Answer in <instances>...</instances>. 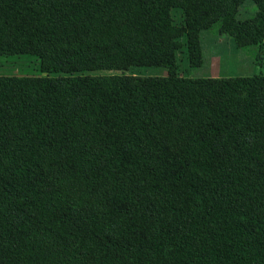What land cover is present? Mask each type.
<instances>
[{"label": "trees", "instance_id": "16d2710c", "mask_svg": "<svg viewBox=\"0 0 264 264\" xmlns=\"http://www.w3.org/2000/svg\"><path fill=\"white\" fill-rule=\"evenodd\" d=\"M214 1L194 25L264 55V0L250 30ZM191 2L0 0V60L41 74L0 75V264H264V75L127 74Z\"/></svg>", "mask_w": 264, "mask_h": 264}, {"label": "rangeland", "instance_id": "374dc122", "mask_svg": "<svg viewBox=\"0 0 264 264\" xmlns=\"http://www.w3.org/2000/svg\"><path fill=\"white\" fill-rule=\"evenodd\" d=\"M263 0H242L238 5L235 23L246 30L253 28L252 19ZM230 8L214 0H192L188 6L170 9V18L178 34L180 49L169 62L156 67L133 68L127 74L139 77L175 76L188 79L234 78L264 75V55L255 47H238L234 39L223 35L217 27L198 29L194 23L210 16L223 15ZM197 40L199 62L191 58L188 42ZM260 57H263L260 62ZM114 72L96 71L85 75H108ZM0 75L12 77H40L39 61L31 54L6 57L0 60ZM61 74L50 75L59 77Z\"/></svg>", "mask_w": 264, "mask_h": 264}]
</instances>
